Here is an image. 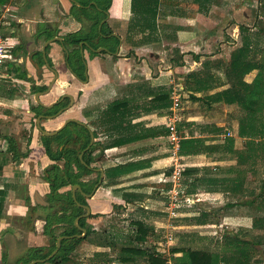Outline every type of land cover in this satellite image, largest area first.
<instances>
[{"label":"crops","instance_id":"1","mask_svg":"<svg viewBox=\"0 0 264 264\" xmlns=\"http://www.w3.org/2000/svg\"><path fill=\"white\" fill-rule=\"evenodd\" d=\"M84 2L86 0H0L1 34L17 40L13 51L17 61L10 64L20 68L31 80L25 81L9 73V78L0 83V264H34L41 260L36 257L54 250L53 254L63 237L68 239L62 240L61 245L65 240L83 239L80 246L84 244L88 251L96 252L88 264H106L98 258V255L108 256L107 252H100L105 247L103 238L96 243L86 239L91 235L95 237L101 223L108 222L112 215L119 211L124 214L123 209L127 215L137 211L132 225L134 221H141L153 230L154 227L147 224V217L160 225L158 213H166L162 205L170 202L172 190H176L172 176L178 162L185 166L184 172L187 169L198 171L190 177L182 175L183 191L187 183L196 178L223 181V157L228 154L218 150L179 157L170 141L172 136L199 139L207 146H224L227 138H233L236 150L245 147V141L239 137V126L231 131L224 128L218 111L179 113L194 74L206 71L203 67L206 58L192 49L195 31L183 29V21L186 26L195 21L192 2L162 0L153 23L154 34L145 35L141 31L131 33L132 0H112L99 29L102 31L103 26H107L106 37L102 46L93 51L94 56L88 42L72 46L67 41L68 35L81 28L89 31L96 22L95 11L90 12L89 22L81 13L72 15L75 7H84L81 4ZM97 5L93 0L85 10L91 11V7ZM196 6V17L203 23L208 14L204 15V8ZM205 11L208 12L209 7ZM138 18L140 22L144 20ZM169 25L175 28H168ZM160 28L173 29V34L156 33ZM115 38L120 44L113 52ZM179 87L180 92L186 91L183 96ZM44 89L47 90L38 92ZM40 93L42 95H38ZM165 95L169 99H162ZM72 103L71 108L59 115ZM168 104L169 107H162ZM33 107L51 113L44 115L40 127L47 133L58 132L55 136H46L39 130L38 120L43 115H37ZM69 120H75L70 123L77 126L65 125ZM64 126H68L70 133L51 141L54 154L72 148L80 151L85 140L82 127L95 138L92 147L87 151L90 142L79 156L83 164H86L84 157L90 162L91 172L81 178L86 191L80 185L58 190L60 195L71 193L76 206L84 210L75 221L66 217L62 209L66 203L51 197L49 181L55 166L65 170L67 156L55 161L44 148V138L59 136ZM70 136H79L80 141L67 147L66 144L74 141ZM93 148L96 149L90 156L88 153ZM121 166H128L126 169L130 172L120 176L108 173ZM200 194L220 201L223 191L219 183L208 185L207 190L197 195ZM82 219H86V228L78 226ZM72 220L80 230L87 231L85 237H81L83 231L63 236L64 228ZM133 230L137 232L134 225ZM136 244L133 240L122 248H139ZM121 257L117 258V264H123ZM138 261L132 264H140ZM109 264H116V260Z\"/></svg>","mask_w":264,"mask_h":264},{"label":"rangeland","instance_id":"2","mask_svg":"<svg viewBox=\"0 0 264 264\" xmlns=\"http://www.w3.org/2000/svg\"><path fill=\"white\" fill-rule=\"evenodd\" d=\"M16 1L19 2L20 0ZM29 1L33 2L36 0ZM192 5L195 21H193L192 25L188 23L187 26L185 21H183V29L187 27L188 30L195 31L193 33L195 46L192 49L200 52V56L206 58L203 63L206 71L194 74V79L188 88V94H184L186 92L184 90L180 92L182 89L179 87V92L186 97V99H182L183 104L179 108V113L182 114L185 111L190 113L218 111L222 115L221 121L225 123L224 128L231 131L240 125V120L246 117V113L238 104L229 105L221 100L222 98L216 99L214 96L233 87L231 84L232 79L225 73V68L231 62L235 52L243 46L241 26L249 29L248 33L251 36L252 46L256 50H264L263 0H212L209 11L205 12L204 9V15L207 13L208 16L203 23L196 17L198 7L195 4ZM76 14L78 12H72L73 16H77ZM84 14L87 16V21L91 19V15L88 12ZM131 14V33L138 34V31H141L145 35L154 34L152 30L148 29L147 18H143L144 23H142L143 21L140 22L138 16L132 12ZM96 18H99V14H96L95 20ZM101 25L102 23L98 30ZM170 27L175 28V25H169L168 28ZM168 28L165 31L160 28L156 33L164 34L166 32L167 34H173V29ZM107 29V26H103L104 32ZM80 31L84 34L88 33L83 28ZM103 37H106V34ZM100 44H103V42L100 41ZM90 49L89 51L91 52L95 50L93 47H90ZM251 57L253 59L260 58L261 54H253ZM258 74V70L251 72L244 77L245 82L253 83ZM207 88H209V92L205 90ZM194 107L198 109H192ZM223 158H225V167H223L222 171L224 173L223 176H225L224 179L244 180L242 188L240 187L239 190L233 192H224L226 189H222L223 195L220 201H216L215 197L203 194L197 195L202 190H207L208 185L199 187L196 194L186 196V189L185 191L182 189L184 178L181 177L176 186L177 198L181 208L175 214L173 211H170V213L168 208L171 205V198L170 202L162 205L166 213H158L161 215L158 218L160 225L149 221L147 217V224L152 225L154 229L150 230L152 233L146 243L142 245L136 244L140 246L139 248L156 249L155 251L163 255L166 254L168 259L171 258L172 260V258L182 256L180 253H172L174 249H191L223 254L226 250L227 238L240 237L251 243H255L257 238H259L261 239L260 245L254 246L259 253L248 264H264V230L254 231V237H248L238 232L239 226L237 225V223L241 224V222L249 219H264V160L260 159L255 165L251 163V166L233 169L232 167L239 164L238 159L232 155H227ZM177 164L182 165L180 162ZM181 167L185 166L182 165ZM214 172L217 173L216 171ZM174 192L175 188L172 190V193ZM123 211L124 214L119 211V213L112 215V219L108 222H102L99 227L100 231L97 233L98 236L97 234L95 237L91 235L86 239L87 242H92L93 240L96 243L103 238L105 247H102L100 252H107L108 256L98 257L102 263L109 264L111 261L116 260L117 264V258L122 256L121 248L124 245L132 244V238L136 232V229L133 230L132 222L137 218L135 217L137 211L135 213L130 211L129 215L125 214L126 209H123ZM103 230L106 231L103 232ZM170 234L173 237L171 242L169 240L170 236L166 239L167 235ZM81 246L79 244L78 248L76 247L77 250L71 254V258H68L69 260L67 261H70V264H88L92 258L94 259L96 252L88 251L84 244ZM137 259H139L138 262L140 264H147L144 258L139 256ZM58 260L57 263L65 262L62 259Z\"/></svg>","mask_w":264,"mask_h":264},{"label":"trees","instance_id":"3","mask_svg":"<svg viewBox=\"0 0 264 264\" xmlns=\"http://www.w3.org/2000/svg\"><path fill=\"white\" fill-rule=\"evenodd\" d=\"M169 1L192 2L193 4L198 5L201 9L204 8L206 10L208 9V7L210 8L212 0ZM89 2L90 0H86V3L84 2L82 4L86 6L87 4H89ZM96 2L98 3L99 8L103 9L106 12L109 11L112 6V0H96ZM161 2L162 0H132L131 11L134 15L140 17L141 19L147 18V22L152 23L151 25L147 23L148 29L153 30V23L156 22L157 10ZM73 11L74 13L78 12L86 16L84 14L85 12H88V14L90 15V12H93L95 10L92 9L90 11L75 7ZM105 17L106 16L104 14L99 13V20L96 18V22L93 23L91 29L87 34L81 33V31H79L75 34L68 35L67 41L70 42L72 46H78L80 43L85 41L88 42V44L94 49H98L102 46V44H100V41L103 42L105 40V38L103 37V35H105L103 29L102 31L98 30L100 22L105 19ZM240 31L242 33L241 35L243 46L235 52V55L232 57L231 62H229L225 68V73L228 74V76L232 79L231 84L233 87L222 92L221 94L215 95L214 97L216 99L222 98L221 100L229 105L238 104V106L241 107L243 111H245L246 117L240 120L239 125V137L245 141V147L243 150H236L234 148L235 141L233 138H227L224 146H207L203 141L199 139L180 137L181 140L179 143V156L181 157L200 155L202 153H214L218 150H223L224 153L235 156L238 159L239 164L236 165L234 169H241L243 167L251 166V163L252 165H255L260 161V159L264 160V50H256L252 46V40L251 36L248 33V28L241 26ZM96 38L98 41L95 40ZM113 40L115 44L113 52H115L120 44V41L117 38ZM91 53L92 56H94L93 52ZM253 54H261V57L253 59L251 57V55ZM72 56L73 54H71L70 56V63L72 62ZM255 70H258L259 74L254 82L251 84L245 82L244 77ZM9 73L11 75H15L19 79L29 82L31 81L30 79H28L25 73L21 72L20 68L16 66H14L13 68L12 64L9 65ZM45 90L47 89L40 90L38 92H44ZM206 91L209 90L206 89ZM35 92H37V90ZM162 99L167 100L169 99V97L165 95L162 97ZM169 106L170 104L162 107L167 108ZM33 109L37 113V115H51V113H45V109L40 108V110H38V107H33ZM57 111L58 110H56V113ZM70 125L77 126L75 123H70ZM68 126L61 132L59 136L53 139L44 138V148L46 154L55 161H59L63 157L67 156L65 170H61L60 168L55 166L53 168L54 171L49 181L51 182V197L61 202L64 201L66 205L62 209L65 211L64 213L66 217L69 219L72 217V219H74L75 221L77 217L81 216L84 213V210L76 206L71 193H68L67 195H60L58 194V190L70 185H80L84 189V184L81 181V178L91 172L88 168L90 162L84 157L83 161L86 164H83L79 156L90 145L91 135L88 130L82 127L81 129L85 133V140L81 145L80 151H76L72 148L69 150L67 149L64 151H60L58 152V154H54L51 150V141L60 140L65 136H68V134L70 133ZM70 137H72L74 141H71L72 143H70V145L66 144L67 147H72L73 144H77V141H80L79 136H77L76 138H74L73 136ZM95 149L96 148H93L92 151H90L88 154L92 156ZM127 167L128 166H121L118 168H114L112 170H109L108 173H114L115 175L119 176L125 175L126 173L130 172V170L126 169ZM197 173L198 171L195 169H187L183 173V176L190 177L196 175ZM218 181L196 178L191 183H187L185 187L186 194L193 195L197 193L196 191L199 187H203L204 185L214 186L215 184L219 183L221 185V189H226L224 192H233L239 190L240 187L242 188L244 184V180L240 181L239 179L234 178H226L221 182L220 180ZM209 191H213V189H210ZM70 211L73 212L71 213ZM74 221L72 220L69 223L70 225L64 228L65 233H63V236H74L77 234H82L81 230L75 226ZM133 225L137 228V232L135 235H133L132 241L134 240V242L138 244L146 243L148 237L152 232L141 221H134ZM237 225L239 226L238 232L243 233L248 237H254V231L264 230V219H249L248 221L241 222V224L237 223ZM78 226L80 228H86V219L80 220ZM89 235L90 234H88V236ZM260 240L261 239L257 238V241H255V243H251L240 237L227 238L226 250L223 252V254L212 253L208 251H194L191 249H174L172 253H180L182 254V256L179 258H172V262L173 264H248L253 257L258 255L259 251L254 246L260 245ZM82 241L83 239H75L72 240V242L65 240L62 243L58 254L49 262L55 264L59 261L58 259L65 260V262H67V260H69L68 258L70 254ZM155 250L156 249H143L137 247L122 248V257L120 258V262L123 264H132L140 256L146 260L147 264H167L168 257L166 256V254H160ZM53 251H50L45 256H35V259H46L52 254ZM98 256L101 258L105 257L104 254L103 256Z\"/></svg>","mask_w":264,"mask_h":264},{"label":"built area","instance_id":"4","mask_svg":"<svg viewBox=\"0 0 264 264\" xmlns=\"http://www.w3.org/2000/svg\"><path fill=\"white\" fill-rule=\"evenodd\" d=\"M16 45H17L16 38L4 37L1 34V30H0V83L9 78V65H10V63L17 61V59L15 58L14 52H13L16 48ZM228 135H230V134H228ZM180 140L181 139L178 135H174L170 138V141L176 150L175 155H179ZM181 166L182 165L177 164L176 168L174 170V173L172 176V182L174 185L178 184V181L181 179V177L184 173V167L182 168ZM177 196H178V192H177V190H175V192L172 193L171 205L168 208L169 212L173 211L174 214L181 208L180 202L178 201ZM168 236H170L169 240L171 242L173 239L172 234L167 235L166 239H168ZM167 264H173L171 258L168 259Z\"/></svg>","mask_w":264,"mask_h":264},{"label":"water","instance_id":"5","mask_svg":"<svg viewBox=\"0 0 264 264\" xmlns=\"http://www.w3.org/2000/svg\"><path fill=\"white\" fill-rule=\"evenodd\" d=\"M57 78V77H56ZM55 84V81L52 83V86ZM47 93V92H46ZM38 95H42L41 93L40 94H38ZM37 98V100H38V98H39V96L38 97H36ZM71 99H72V102H73V98L72 97H70ZM73 106V103L68 107V108H65L62 112H60L59 113V115H61L63 112H65V111H67L69 108H71ZM51 107H53V106H50L49 108H51ZM58 116V115H57ZM57 116H53V117H57ZM53 117H50V118H53ZM45 117L44 116H40V118H39V120H38V128H39V130H41V132L44 134V135H46V136H55L58 132H55V133H47V132H45V131H43L42 129H41V127H40V122H41V120L42 119H44ZM70 122H76L75 120H69L65 125H67V124H70ZM65 128H66V126H64ZM91 137H92V141H91V145H90V147L87 149V151L92 147V145L94 144V135L92 134L91 135ZM101 173H102V176L104 177V173L101 171V170H99ZM102 181V180H101ZM77 188H79L80 189V187L79 186H76ZM89 212H90V209L88 208V207H85ZM81 231H83V233H84V235H82L81 237H85V235H86V233H87V231L86 230H84V229H81ZM76 237H78V236H76ZM81 237H79V238H81ZM64 239H68L67 237H63L60 241H59V243H58V246H57V250L49 257V258H47V259H45V260H40V261H36V262H34V264H41V263H45V262H48V261H50L51 259H53L57 254H58V252H59V250H60V248H61V244H60V242L62 241V240H64Z\"/></svg>","mask_w":264,"mask_h":264},{"label":"flooded vegetation","instance_id":"6","mask_svg":"<svg viewBox=\"0 0 264 264\" xmlns=\"http://www.w3.org/2000/svg\"><path fill=\"white\" fill-rule=\"evenodd\" d=\"M91 1H93V0H91ZM91 1H90V2H91ZM90 2H89V4H90ZM81 4H82V3H81ZM89 4H87L86 6L84 5L83 8H84V9H87V7L89 6ZM97 4H98V3H97ZM91 8L94 9L95 12L98 13V14H99V13H102V14H104L105 16H106V14H107V12L104 11L103 9H100L98 5H97V6H93V7H91ZM98 14H97V15H98ZM104 20H105V19H104ZM100 23H101V22H100ZM99 25H100V24H99Z\"/></svg>","mask_w":264,"mask_h":264}]
</instances>
